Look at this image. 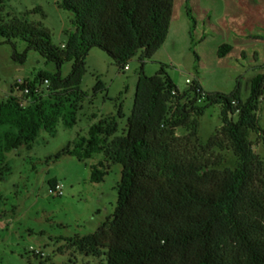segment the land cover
Segmentation results:
<instances>
[{
  "label": "trees",
  "instance_id": "16d2710c",
  "mask_svg": "<svg viewBox=\"0 0 264 264\" xmlns=\"http://www.w3.org/2000/svg\"><path fill=\"white\" fill-rule=\"evenodd\" d=\"M3 0H0V3ZM59 6L73 13L74 31L59 45L48 29L25 19L0 15V44L25 43L22 52L13 45V60L24 63L29 50L37 51L56 70L38 71L32 78L15 80L0 101V174L7 171L3 152L29 145L42 128L55 132L56 110L68 103L70 120L87 93L81 88L90 49L104 51L124 71L137 57L133 103L120 134L118 119L125 117L122 104L116 113L93 122L86 134L49 157L74 156L79 161L100 155L91 165L90 181L100 183L111 164L121 166L116 185L114 212L93 232L61 238L62 252L82 255L57 263L49 257L41 264H264V157L254 150L250 134L264 149V126L259 104L264 100L263 75L243 99L240 82L232 91H207L196 78L179 91L158 62L153 75L144 71L146 61L163 46L171 24L173 0H61ZM185 13L195 20L190 0ZM232 49L218 46L223 57ZM71 63L62 76L61 66ZM194 68L197 70V65ZM197 72V71H196ZM47 81V82H45ZM105 89L97 80L94 90ZM220 106V125L205 142L197 134L199 117L209 106ZM185 134L178 135L177 130ZM230 151L234 166H223ZM57 181L49 180L50 189ZM42 258V254H35Z\"/></svg>",
  "mask_w": 264,
  "mask_h": 264
},
{
  "label": "rangeland",
  "instance_id": "374dc122",
  "mask_svg": "<svg viewBox=\"0 0 264 264\" xmlns=\"http://www.w3.org/2000/svg\"><path fill=\"white\" fill-rule=\"evenodd\" d=\"M60 2L3 0L0 15L4 19H25L48 29L52 43L59 45L75 29L73 13L61 8ZM190 12L195 20L192 47L200 56L199 62L196 64L190 49L191 21L185 13V0H173L167 38L152 59L146 61L145 74L153 75L159 68L158 62H164L169 65L167 72L179 91L188 87L186 79L196 78L205 90L225 93L232 91L239 81L245 99L255 82L264 77V0H190ZM221 44H229L232 49L218 57L216 51ZM13 45L19 53L25 48L21 40H15ZM13 45L0 44V101L5 100L15 80L32 78L40 70H56L35 50L27 52L24 63L13 60ZM70 65L61 66L62 76L69 73ZM127 65L122 71L104 51L90 49L81 82L87 96L76 111L75 123L63 124V120H70L73 111L65 103L56 109L60 119L53 134L40 128L29 145L2 153L8 170L0 174V264H41L47 257L57 263H66L69 258H75L77 263L86 260L82 255L58 250L64 243L61 238L93 232L113 214L121 166L111 164L103 181L94 183L90 181L91 165L100 155L83 161L68 155L56 161L49 157L77 135L86 134L88 127L102 116L115 114L119 104L125 117L118 119L116 134L122 132L133 103L139 69L137 57ZM97 80L105 89L94 90ZM220 110L218 105L209 106L199 117L197 134L202 142L220 125ZM258 114L264 126V100L260 101ZM3 131L0 129L1 135ZM185 133L184 129L177 130L178 135ZM250 139L255 152L264 157L256 134L251 133ZM223 154L222 167L234 166V155L230 151ZM51 179L60 185V195L52 194L48 184ZM38 252L42 258L35 255Z\"/></svg>",
  "mask_w": 264,
  "mask_h": 264
},
{
  "label": "built area",
  "instance_id": "2783aa9c",
  "mask_svg": "<svg viewBox=\"0 0 264 264\" xmlns=\"http://www.w3.org/2000/svg\"><path fill=\"white\" fill-rule=\"evenodd\" d=\"M127 68H128V66L125 67V69H127ZM186 81L189 82V79H186ZM45 82H47V81H45ZM50 190H51L52 194H54V195H60L61 194V187H60V185L58 183H56L54 188L50 189Z\"/></svg>",
  "mask_w": 264,
  "mask_h": 264
},
{
  "label": "crops",
  "instance_id": "0c3cea01",
  "mask_svg": "<svg viewBox=\"0 0 264 264\" xmlns=\"http://www.w3.org/2000/svg\"><path fill=\"white\" fill-rule=\"evenodd\" d=\"M175 36V35H174ZM217 55V54H216ZM199 58H200V56H199Z\"/></svg>",
  "mask_w": 264,
  "mask_h": 264
}]
</instances>
